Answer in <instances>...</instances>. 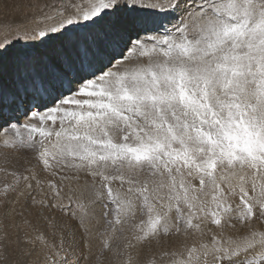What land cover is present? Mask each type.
Returning <instances> with one entry per match:
<instances>
[{"label":"snow or ice","instance_id":"1","mask_svg":"<svg viewBox=\"0 0 264 264\" xmlns=\"http://www.w3.org/2000/svg\"><path fill=\"white\" fill-rule=\"evenodd\" d=\"M35 7L0 31L35 161L0 168V264H264V0Z\"/></svg>","mask_w":264,"mask_h":264},{"label":"rangeland","instance_id":"2","mask_svg":"<svg viewBox=\"0 0 264 264\" xmlns=\"http://www.w3.org/2000/svg\"><path fill=\"white\" fill-rule=\"evenodd\" d=\"M43 3H45V1L44 0H37L35 3H34V5H33V7H32V13H36V12H38L39 10H38V8H36L35 6L36 5H38V4H43ZM23 14H25L26 16L27 15H29V13L28 12H23ZM24 15V16H25ZM1 16L2 15H0V31H3V30H5L8 26L9 27H12V28H14L15 27V25H10L9 23H6L5 21H4V23H3V21H2V19H1ZM16 16H19V17H21L22 18V16H21V14H17V12H16ZM23 16V17H24ZM19 17H17L16 19H18ZM25 20V19H24ZM23 20V22L22 23H19V24H25V23H29L30 21L28 20L27 22L26 21H24ZM18 24V25H19ZM4 28H3V27ZM2 149V150H1ZM0 168H7V169H12V168H16V169H22L23 167H25V166H27V164H34L35 163V161L31 158V154L30 153H25V152H20V153H15V152H13L12 150H10V149H8V148H4L3 146H1L0 145ZM4 150V151H3ZM8 150V151H7ZM6 151V152H5ZM10 151H11V153H10ZM13 152V153H12ZM11 155V157L12 158H14V159H12L11 160V157L9 156V155ZM8 157H10V158H8ZM18 157V158H17ZM22 158V159H21ZM25 158V159H24ZM9 159V160H8ZM4 160V161H3ZM9 161V163H7ZM24 161H26V162H24ZM18 163V165H17V163ZM16 163V164H15ZM8 166V167H7ZM12 167V168H11ZM9 177V178H8ZM8 177H6L5 176V174H4V172H0V182H3L5 179H7V180H9V181H11V177L10 176H8ZM8 208H10V207H8ZM256 226H259V227H264V223H261V222H257V224H256ZM238 227H240L239 225H237L235 228H226L225 229V232H226V234H228V235H232V236H235V235H237V234H239V232H240V234L241 233H243L244 232V228H240V231H239V228ZM238 228V229H237ZM233 230V231H232ZM230 231V232H229ZM232 231V232H231ZM229 232V233H228Z\"/></svg>","mask_w":264,"mask_h":264},{"label":"bare ground","instance_id":"3","mask_svg":"<svg viewBox=\"0 0 264 264\" xmlns=\"http://www.w3.org/2000/svg\"><path fill=\"white\" fill-rule=\"evenodd\" d=\"M37 0H0V15H2L1 16V19H2V21H3V23H4V21L6 22V23H9L10 25L12 24V25H15V26H17L19 23H22L23 22V20L24 21H31V20H33L35 17H37V16H39L40 15V13H39V11L38 12H36V13H32V7H33V5H34V3L36 2ZM45 2H47V0H44ZM16 12H17V14L19 13V14H21V16H22V18L21 17H19V16H16ZM23 12L25 13V12H28L29 13V15H25V14H23ZM25 15V16H24ZM24 16V17H23ZM17 17H19L18 19H16ZM3 27V26H2ZM9 27V26H8ZM4 28V27H3ZM2 146V145H1ZM5 148V147H4ZM2 150V149H1ZM0 150V151H1ZM4 151V150H3ZM8 151V150H7ZM6 152V151H5ZM10 153H11V151H10ZM13 153V152H12ZM16 153V152H15ZM1 154V153H0ZM9 155V154H8ZM10 157H11V155H9ZM1 157V156H0ZM10 157H8V158H10ZM18 158V157H17ZM12 159H14V158H12L11 157V160ZM22 159V158H21ZM25 159V158H24ZM9 160V159H8ZM4 161V160H3ZM24 162H26V161H24ZM7 163H9V161L7 162ZM17 163V162H16ZM15 163V164H16ZM17 165H18V163H17ZM8 167V166H7ZM12 168V167H11ZM10 169V168H9ZM5 174V173H4ZM9 178V177H8ZM9 200L10 201H12V200H15V196H11L10 198H9ZM13 205L11 204V203H9L8 205H7V207H12ZM22 206H23V201H21L20 203H17V204H15V208H16V210L17 211H20L21 210V208H22ZM27 214V213H26ZM2 215H3V213H2V210H0V218H2ZM20 218L19 217H17V220H19ZM35 222V221H34ZM256 226V225H255ZM259 227V226H258ZM239 228V231H240V227H238ZM237 228V229H238ZM236 229V228H235ZM246 230V229H245ZM244 230V231H245ZM233 231V230H232ZM231 231V232H232ZM227 232V231H226ZM230 232V231H229ZM228 232V233H229ZM239 234H240V232H239ZM242 234V233H241ZM228 235V234H227ZM133 255H135V250H133Z\"/></svg>","mask_w":264,"mask_h":264}]
</instances>
